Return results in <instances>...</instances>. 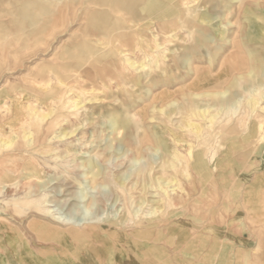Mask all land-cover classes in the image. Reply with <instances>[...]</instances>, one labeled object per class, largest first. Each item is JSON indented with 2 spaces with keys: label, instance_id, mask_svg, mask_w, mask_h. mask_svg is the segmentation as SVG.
Segmentation results:
<instances>
[{
  "label": "rangeland",
  "instance_id": "obj_1",
  "mask_svg": "<svg viewBox=\"0 0 264 264\" xmlns=\"http://www.w3.org/2000/svg\"><path fill=\"white\" fill-rule=\"evenodd\" d=\"M50 3L0 2V104L8 95L18 99L0 113V127L4 129L0 142L13 141L23 151L11 161L32 163L40 169L38 177H31L29 172L14 173L10 165L0 164V264H191L195 257L189 244L195 242L194 249L201 254L205 223L210 217L208 207L215 209L216 224L220 222L216 179L208 181L203 175L214 172L223 152L224 131L250 111L251 100L255 98L264 106V0H187L181 7L182 18L174 19L179 30L159 35L162 50L147 49L154 55L165 52L160 67L154 63L159 58L147 60L144 51H130L127 56L132 62L152 64V71H136L126 65L123 74L127 79L120 76L122 88L116 82L103 92L78 88V93H70L69 97L83 103L85 109L69 120L60 118L52 133L45 130L51 119L70 112H60L56 102V115L44 121L33 117L34 111L48 115L53 109L49 102H43L45 94L59 81L46 72V66L69 58L63 47L73 49L74 44L79 45L72 53L73 59L66 61L77 65L99 45L83 36L85 23L76 16L82 8L91 7L82 3L63 6L65 24L51 36L41 30L46 28L42 18L24 19L18 14L28 7L29 12L40 14ZM156 3L163 6L162 0ZM94 9L111 12L107 6ZM203 13L211 23L199 24L198 17ZM108 15V26L121 23L116 22L117 16ZM142 22L146 24L147 20ZM200 27L208 29L207 41L202 40ZM163 39L171 42L164 43ZM190 48L198 50L183 57ZM59 75L65 79L64 72ZM227 99L235 100L225 104ZM28 104L31 107L27 108ZM192 105H197L198 111L206 110L207 116H192L185 110ZM128 115L134 141L123 139L126 131L121 127L120 134L113 131V120L122 125ZM214 115L217 118L212 129L208 120ZM192 123L203 129L195 133L193 126L185 127ZM235 129L230 143L245 135L243 130ZM44 132L50 137L45 146L51 152L32 153L33 145H27L26 138L37 143ZM63 132L73 135L53 139ZM175 144L188 161L179 159L174 162L176 167L164 166L172 159ZM137 146L139 150L135 151ZM9 152L4 149L0 161ZM197 152H202V175L191 165ZM99 173L101 176L93 180L92 176ZM119 178H127L124 188L119 187ZM151 179L161 182L145 190L144 182L150 184ZM166 189L172 193V204L164 194ZM28 192L32 195L29 201ZM41 205L46 211L38 209ZM153 210L158 212L150 215ZM89 232L93 237L82 236Z\"/></svg>",
  "mask_w": 264,
  "mask_h": 264
},
{
  "label": "bare ground",
  "instance_id": "obj_2",
  "mask_svg": "<svg viewBox=\"0 0 264 264\" xmlns=\"http://www.w3.org/2000/svg\"><path fill=\"white\" fill-rule=\"evenodd\" d=\"M3 1L6 0H0V2ZM157 1L158 0L156 1L155 0H51V3L49 5L50 7L42 9V13L40 14L38 13L34 14L32 12H29L28 10L29 7L26 8V10L24 8H21L18 11V14L23 16L24 19H28L29 17L42 18L45 22L44 25L46 28L45 30L44 29L41 30L46 32L48 36H51L50 34H52L56 29L63 28L65 24L64 13L62 9L63 6L77 5L82 3V5L84 6L91 7V8H82L83 10L76 17L85 23V25L82 24L83 36H85V38H87L88 40H95V44L99 45L97 51L90 52L89 57L87 59H82V61L77 65L76 64L70 65L66 61L73 59L72 53L78 50L79 45L74 44L72 46L73 49H69L68 47H63L62 49H66V53L69 55V58L61 59L58 65L46 66L47 68L46 72L48 74H51L52 76L55 75L59 81V85L55 88L52 87L53 89H51V91L47 93L45 92L46 96L43 103L46 104L45 102L47 103L49 102L48 105H51V107H53L57 102V105L58 103L60 104L59 106L60 112L64 110L67 111V113L70 112L68 116L67 114L62 115L61 113L60 115H57L54 118H52L51 122L48 123L46 127L47 129H45L47 132L50 133L51 130L54 131L53 129H55L59 120L61 119L69 120V117L77 116L79 111L85 107L83 103L82 105L80 102L78 103V101H76L77 99L73 100L74 98L71 99L69 97L70 93L71 94L73 92L78 93L79 91L78 88L82 89V91L90 90V91L103 92V90L105 89L110 90L111 85L115 82L117 83V86L119 88H122L120 76L122 75L125 78V80L127 79V77L124 76L123 74V70H125L126 65H128L132 69H135L136 71L146 70V69H149L150 72L152 71V64L143 65V64H138L137 62H132L131 59L128 58L127 56V54L130 51H134V53L135 51L137 52L144 51V53L148 57L147 60L151 57L153 58V56L159 58V60L157 61L158 63L156 62L155 59H154L155 60L154 63H156L157 67H160L161 62H163L160 61L161 60L160 58L164 55L165 52H160V54L154 55L153 52L151 53L147 49L151 47V49L162 50L160 49V44H159L160 42H158L157 40L159 35L167 36L172 32L179 30L178 27L176 26L175 18H182L181 7L187 2V0H162L163 6L158 5L156 3ZM171 4L175 6L176 9L172 8L170 6ZM95 6H99V7L107 6L109 11H111L110 13L117 16L118 19L116 20V22L117 23L121 22L119 24L120 26L116 25V23L114 24V26H108L105 22V19L110 16L108 15L110 13H107L105 11H95L96 9V8L94 9ZM199 16H200L198 17L199 24L207 25L211 23L209 16H208L209 19L204 18L205 16L204 13L203 15H199ZM144 20H147L146 24H144L145 22L144 23L142 22ZM140 22L143 23L142 26H138ZM206 30H208L206 29V27H202L199 31L203 41L204 40L207 41L209 39L208 36L209 33ZM149 33L151 37L148 35ZM32 40L35 41L34 38ZM163 41L164 43L171 42L169 41V39L168 40L163 39ZM202 44L203 43L198 45L199 46L198 49L202 47ZM198 49L190 48L189 50L190 52L184 54L183 57H187L192 54H195V52H197L196 50ZM99 52L100 53L104 52V53L98 55ZM79 59L81 60V58ZM188 61L189 59L185 62L188 63ZM61 72H64L66 74L65 79H61L62 77H60L59 75ZM35 83L38 85L37 82ZM45 84L47 83H44V85ZM70 84L76 85V88L69 86ZM55 85H57V82ZM91 100L92 99H90L89 101ZM234 100L231 101V99H227L225 101V104L234 102ZM15 102H18V99L16 97L8 95V97H6L5 99V102H2L0 104V113L2 112L3 109L8 107L9 104L13 105L15 104ZM250 105L251 107L250 109H248L250 111L245 112L243 115L240 114L241 116L238 117L236 123L234 124V127L231 128L229 127L227 130L224 131V135L222 137L223 152L221 153L220 160L215 165L214 172L210 170L207 171L205 175H203L204 178L208 181L216 179L214 184L217 186L216 189L218 190V192L220 191L219 209L217 213L220 222L218 225L216 224L215 213H214L215 209L212 207H208V211L210 212V217H209V222L205 223V231L202 238L201 254L199 252L200 254L199 255L196 252L197 250L194 249L195 242L192 241L189 244V247L192 248L193 256L195 257L194 258L195 260H193L191 264H264V106L262 105L260 106L259 101L255 98L251 100ZM28 106L30 105L28 104L27 108ZM42 110L40 112H42ZM185 110L195 117L204 118L205 115L207 114L206 110L198 111L197 105L194 106L192 105ZM55 111L56 110L53 107V109H50V112L48 111L49 112L48 115H42L41 113H40L41 115H39L38 114L39 112L37 111L34 112L31 111V112L34 114L33 117H35V119H37L38 121L41 120L44 121L46 118H50L53 115V113H55ZM217 115L212 116V118L208 120L210 126L211 125L214 126V121L216 120ZM126 120L127 122L122 123V125H120L118 123V120L115 118L112 123L114 125L113 131L120 134L119 129L121 127L123 130L126 131V135L123 139L126 141L127 140L134 141V139H136L135 135L129 132L132 127L131 116L130 115L126 116ZM218 121L220 122V120ZM61 123H63V121ZM192 126L194 127L193 129H195L194 131L195 133H199L203 129V128L201 129L200 125L198 126L193 123L188 124L185 127L192 128ZM207 126L209 128V125ZM235 128L241 129V131L243 130L245 135L242 137L240 136L241 138L236 140V142L230 143L231 140L233 141V138L230 135L232 132L236 130ZM40 129L41 128H39V130L37 131L38 133L40 132ZM3 131L4 129L0 127V134L3 133ZM45 132H44V136L37 143H36L37 140L33 142L30 139V137L26 138V144L33 145V148L31 149L32 153L51 152V150L49 149L47 150V147L45 146L47 140L50 139L48 133ZM54 134L55 133H53V135ZM152 134H154V132H152ZM71 135H73V133L63 132L59 136L54 135L53 139H57V138L66 139ZM151 138L154 139V137ZM142 140L144 141V138ZM149 140L151 141V139ZM0 143H1L0 153H2L4 149L11 151L7 155L4 154L6 158L5 159L2 158L3 160L1 159L0 164L4 163V165H10V170H13L14 173L29 172L31 174V175L29 174V176L31 177H38L40 175V169L35 164L28 162L20 163L18 162L17 159L11 161L12 157H19L21 156V154H23V151L21 150L20 146L17 145V143H14L13 141L10 140H4ZM177 147L178 146H176V144L174 147H172L173 153L171 152L170 155L172 159L166 161L164 166L169 165L172 167H176V165L174 164L175 161H178L179 159L183 161L186 160L185 158H183V156H181V154L177 150ZM115 148L110 147V150ZM117 150L120 151L121 148H118ZM134 150L135 151L139 150L138 146ZM253 153L255 154L252 155ZM187 161L188 160H186V162ZM212 162L214 163V158ZM190 164H188V166ZM90 165L93 167V163H91ZM191 165L197 174L202 175L205 169L202 152H197L195 155H193V162ZM100 176L101 173L95 174L92 176V179L97 180ZM126 181L127 178H119L118 179L119 187L124 188ZM160 182H161L160 179L156 181L152 180L150 184L149 183L146 184V182H144V189L146 190L148 186L156 187L157 184L159 185ZM170 185L171 184H169V186ZM169 186L166 187L170 188ZM168 190L166 189L164 194L167 196V198H170L171 200L170 202L172 204V200H173L171 197L172 193H170ZM204 191L207 192V190ZM31 197L32 195L29 194L26 196V199L28 201L32 200ZM143 204L144 202H142L140 206L142 207ZM38 209L40 210L44 209L43 205L39 206ZM42 212L44 213V211ZM157 212L158 210H153L150 215L153 214L155 215ZM46 213H48V211ZM128 215L129 218L131 219L132 214L130 212V209H128ZM104 235L112 236L113 233L105 232ZM75 236H77V234H75ZM82 236L84 238H88V237H93V234L92 232H89V233H84Z\"/></svg>",
  "mask_w": 264,
  "mask_h": 264
}]
</instances>
